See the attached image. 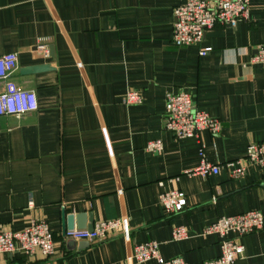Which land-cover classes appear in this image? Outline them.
Masks as SVG:
<instances>
[{"label":"crops","instance_id":"crops-1","mask_svg":"<svg viewBox=\"0 0 264 264\" xmlns=\"http://www.w3.org/2000/svg\"><path fill=\"white\" fill-rule=\"evenodd\" d=\"M184 1L0 0V55L17 53L10 79L34 91L38 105L0 117V230L44 218L54 239L49 257L2 253L0 264H156L126 260L147 241L164 258L202 264L221 253L220 237L204 228L249 210L262 213L263 227L229 232L244 248L234 264H264V168L251 166L238 178L224 166L206 177L186 172L200 162L201 147L207 161L223 165L264 139V64L252 60L264 43V0H249V19L234 28L217 25L200 44L176 47L173 9ZM39 64L49 68L21 72ZM128 90L142 102L122 103ZM167 92L189 93L197 109L220 121L219 133L174 138L163 127ZM151 140L161 141L160 152L145 150ZM170 189L183 191L186 205L166 214L158 197ZM62 209L91 214L93 225L125 216L128 237L65 239ZM175 226L187 237L172 240Z\"/></svg>","mask_w":264,"mask_h":264},{"label":"built area","instance_id":"built-area-1","mask_svg":"<svg viewBox=\"0 0 264 264\" xmlns=\"http://www.w3.org/2000/svg\"><path fill=\"white\" fill-rule=\"evenodd\" d=\"M250 16L249 0H185L173 9V23L171 41L176 47H187L200 44L208 29L217 25L234 28L241 20H248ZM38 50L48 54L46 44L37 45ZM209 47L199 50V55H205ZM252 57L254 62L264 64V43L257 45ZM18 64L17 53L8 52L0 55V81L3 89L0 91V117L15 116L30 113L37 109V99L34 91L19 88L10 79ZM142 102V95L137 90H128L122 96V103L136 105ZM163 127L172 133L174 138H194L199 140L202 131L216 135L221 129L217 118L197 109L192 96L187 92H167L164 97ZM145 150L160 152V140H151ZM200 162L186 171L191 175L206 177L217 174L222 166L226 167L230 177L238 178L246 174L251 166L264 168V139L250 142L244 155L223 165L213 164L204 157L203 148L199 150ZM159 203L166 214H173L183 210L186 198L183 191L170 189L163 191L158 197ZM31 203H29V207ZM128 219L125 216L100 220L93 228H72L65 231L64 238L88 243L102 240L121 231L128 237ZM263 227V215L257 210H249L240 214L221 216L207 225L203 234L215 233L220 237L221 253L218 257L207 259L202 264H234L243 254V245L229 238V232H236L242 236ZM187 237V230L182 226L172 229V240L178 241ZM21 252L34 257L37 252L44 256L54 253L53 233L44 218H31L27 225L17 231L0 230V254ZM144 263L154 260L156 264H188L182 257L164 258L158 251L156 241L136 244L126 258ZM61 264V263H51ZM124 264V263H120Z\"/></svg>","mask_w":264,"mask_h":264},{"label":"water","instance_id":"water-1","mask_svg":"<svg viewBox=\"0 0 264 264\" xmlns=\"http://www.w3.org/2000/svg\"><path fill=\"white\" fill-rule=\"evenodd\" d=\"M51 50V48H50ZM50 56H52V52L49 53ZM49 68L46 64H39V65H33L26 67L25 69H22V73H34L39 71H44ZM62 235L64 236L65 231L68 229H72L74 227L80 228V229H88L91 230L93 228V219L91 217V214L87 215L86 213H79V214H66L64 209H62Z\"/></svg>","mask_w":264,"mask_h":264}]
</instances>
